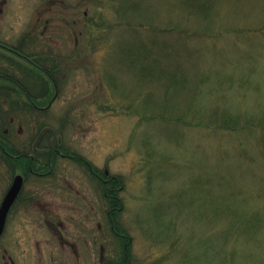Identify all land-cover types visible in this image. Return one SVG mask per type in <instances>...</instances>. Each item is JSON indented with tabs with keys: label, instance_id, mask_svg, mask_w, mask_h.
Wrapping results in <instances>:
<instances>
[{
	"label": "rangeland",
	"instance_id": "1",
	"mask_svg": "<svg viewBox=\"0 0 264 264\" xmlns=\"http://www.w3.org/2000/svg\"><path fill=\"white\" fill-rule=\"evenodd\" d=\"M0 7V39L18 46L25 37L28 53L64 70L41 108L22 104L21 92L2 97L0 130L22 142L44 125L46 143L59 137L90 163L59 156L48 177L27 180L29 200L9 219L0 264L123 255L95 169L122 178L117 223L131 237L132 264H264V0ZM30 88L36 96L39 86ZM6 170L0 203L13 180Z\"/></svg>",
	"mask_w": 264,
	"mask_h": 264
},
{
	"label": "flooded vegetation",
	"instance_id": "2",
	"mask_svg": "<svg viewBox=\"0 0 264 264\" xmlns=\"http://www.w3.org/2000/svg\"><path fill=\"white\" fill-rule=\"evenodd\" d=\"M2 8L0 7V11ZM18 46H15L4 39H0V58L2 60H8L10 62V67L8 68H2L0 67V77L4 76L7 85L0 84V103L3 102L1 100L2 97H5V102L8 103L11 100H7L9 94H13L14 92H21L22 94V100L20 101L22 104L28 103L30 101L28 97L29 93V84H22L19 83L17 79L11 78L13 76V71H20L22 72L23 76H29V64L32 65H39L40 69L45 72L46 74L49 73L48 69H44L40 64L37 63V59L39 57L44 56L45 54L41 53H28L26 51V46L28 45L26 38L23 37L19 40ZM40 63V62H39ZM14 66H16L14 68ZM8 78H11V81H7ZM0 80H2L0 78ZM27 81H29V77L27 78ZM34 87H37V85H34ZM41 88H39L40 92ZM26 99V101L24 100ZM19 99H13L12 103H17ZM13 122V120H12ZM31 136V135H30ZM46 136L45 135H33L31 139L23 140L22 142H15L13 140L12 135H0V168L5 167L6 172L10 173L13 176V180L9 187L7 188L5 195L0 203L1 204L10 190L15 178L17 175H22L23 177V185L22 188L14 200L7 216L6 225H5V231L9 222V219L16 208L18 203H22L24 206V203L29 200V197L24 194V187L29 178L34 177L37 178V180H40L41 178L48 177L50 174L53 173V168L55 166L54 162H56L57 157H68L71 159L78 160L77 157L79 155H76L69 151L65 146H62L61 138L57 137V140L55 143H49V147L46 148ZM47 153H50L47 156ZM49 157V158H48ZM14 159H18L21 161V163H14ZM87 164H90L89 162H85ZM84 163V164H85ZM2 164V165H1ZM86 164V165H87ZM92 169V168H91ZM109 170L106 169L104 174L99 175V173L95 170H92V176L93 178L96 177V179L102 184V189H104L102 192L107 199V220L111 223V217L112 214L109 210V192L106 190L108 188L109 184ZM107 176V178H105ZM61 225H63L61 223ZM54 227V225H52ZM114 225H112L113 227ZM60 237L63 241V243H67L68 241H65L63 236L60 234ZM119 239V238H118ZM122 251H124L123 247L121 246ZM126 256L129 259L127 261V264H132L131 262V255H129V249L126 247ZM103 256V255H102ZM122 256V255H121ZM119 257V256H118ZM103 258V257H102ZM11 263L6 262L5 264H19L18 262H15L13 259L10 260ZM27 264H33L32 261H28ZM101 264H113V262H110V256L107 257V259L103 260Z\"/></svg>",
	"mask_w": 264,
	"mask_h": 264
},
{
	"label": "trees",
	"instance_id": "3",
	"mask_svg": "<svg viewBox=\"0 0 264 264\" xmlns=\"http://www.w3.org/2000/svg\"><path fill=\"white\" fill-rule=\"evenodd\" d=\"M134 27H138V26H134ZM155 44H158V42L153 43V45H155ZM47 59H50V58H45V60H42V62H43L42 64L39 63L40 61L37 59V63L38 64H40L44 69H48L49 70L48 71L49 73H47V74L45 73L46 78L44 76H42L41 73H39V72L34 73L32 70H30L31 72H29V74H31V76L36 74L37 81H35L34 78L31 79L30 78L31 76H26V77H25V75L22 76V77H20V76L19 77H15V75L11 76V78L17 79L19 81V83L29 84V87L37 84V86H39V88H41L40 92H38V94H35L36 96H34L32 94L31 88H29L30 90H29V93H28V97H29L30 101L28 102V104L32 105V107H34V108H41L42 107L41 104H42V102L44 100H42L41 98L46 97L48 92L51 90V85H54V87H58L57 83H58V80L60 78V73L59 72H61L63 70L61 65L58 66V65H50V64H48L47 63ZM34 66L38 68L37 65H34ZM157 67H158V69H160V68L162 69L163 68L162 66H159L158 64H157ZM62 75H63V73H62ZM28 77L30 78L29 79L30 81H27ZM0 78L2 80H5L4 76H2ZM11 78H8L7 81H11ZM14 93L12 95H14ZM12 95L9 94L7 96L10 99L12 97ZM2 106L3 105H0V107H1L0 108V112L2 111ZM217 115L219 116V110L215 111L212 116L215 117ZM210 125L213 126V127H216L215 124H210ZM225 126L227 128H229V127L236 128V126H231L230 121H227ZM41 128H42L41 135H51L52 134L51 129H48V128L44 127V125H42ZM0 135H6V134H4V132L2 130H0ZM45 147L48 148L49 147V143H46ZM49 154L50 153H47V156ZM77 159L82 161V162H89V161L81 158L80 156L77 157ZM13 162L14 163H19V164L21 163V161L18 160V159H14ZM116 181H118V183H120V187L119 188H118V183H115ZM122 185H123V181H122V178L120 176H112L111 178H109L108 188L106 189L109 192V199H108V201L110 203L109 210H110V212L112 214L111 217H113V218H111V226L114 225L112 227V229L115 232L116 237L119 238V240H121L123 242L122 243V247L124 249L122 256H119V257H113V256L111 257L110 256V262H113V264H127V261L129 259L126 256L127 252H126L125 248L127 247L128 249H130L131 244H132L130 235L128 233H126V230H123L117 223V216L123 210L122 209L123 208V200H122V198H121V196L119 194V190L121 189ZM129 255H130V252H129Z\"/></svg>",
	"mask_w": 264,
	"mask_h": 264
},
{
	"label": "water",
	"instance_id": "4",
	"mask_svg": "<svg viewBox=\"0 0 264 264\" xmlns=\"http://www.w3.org/2000/svg\"><path fill=\"white\" fill-rule=\"evenodd\" d=\"M22 185H23V177H22V175H17L12 186H11V188H10V190L6 194L4 200L1 204V207H0V238L4 232V229H5L8 212H9L14 200L18 196V194L22 188Z\"/></svg>",
	"mask_w": 264,
	"mask_h": 264
}]
</instances>
